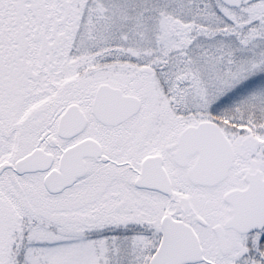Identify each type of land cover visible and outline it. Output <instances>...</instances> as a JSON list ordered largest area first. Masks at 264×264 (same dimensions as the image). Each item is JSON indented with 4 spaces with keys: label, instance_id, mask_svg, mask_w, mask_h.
<instances>
[{
    "label": "snow or ice",
    "instance_id": "obj_1",
    "mask_svg": "<svg viewBox=\"0 0 264 264\" xmlns=\"http://www.w3.org/2000/svg\"><path fill=\"white\" fill-rule=\"evenodd\" d=\"M0 264H264V0H0Z\"/></svg>",
    "mask_w": 264,
    "mask_h": 264
}]
</instances>
